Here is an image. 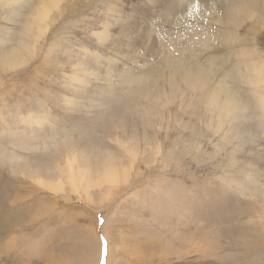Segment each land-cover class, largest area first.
I'll list each match as a JSON object with an SVG mask.
<instances>
[{"label": "rangeland", "instance_id": "rangeland-1", "mask_svg": "<svg viewBox=\"0 0 264 264\" xmlns=\"http://www.w3.org/2000/svg\"><path fill=\"white\" fill-rule=\"evenodd\" d=\"M38 1L17 4L12 20L4 19L0 2V39L8 38L0 40V59L30 42L22 28ZM216 2L64 0L24 66L6 69L0 61V217L12 221L0 226V264H68V258L83 264L85 256V264H264V132L253 105L241 121L243 141L231 138L218 149L215 114L195 103L186 84L166 106L165 77L137 91L116 84L124 67L146 69L158 60L157 33L166 42L187 41L202 17L214 18ZM106 22L109 36L100 41L95 33ZM208 24L218 29L215 18ZM237 32L264 57V18H245ZM211 44L204 54L226 48ZM80 64L97 72L85 86L71 80ZM107 67L113 94L106 92ZM27 114L45 119L30 126L22 120ZM116 139L136 151L133 161ZM72 156L93 179L106 164L123 171L132 162L133 169L110 190L90 188L86 198L60 180ZM245 161L257 169L258 188L242 189L234 180ZM12 236L14 247L6 251ZM21 241L27 248L20 255Z\"/></svg>", "mask_w": 264, "mask_h": 264}, {"label": "bare ground", "instance_id": "bare-ground-1", "mask_svg": "<svg viewBox=\"0 0 264 264\" xmlns=\"http://www.w3.org/2000/svg\"><path fill=\"white\" fill-rule=\"evenodd\" d=\"M25 1L26 0H0L4 5L2 9H6L5 12L2 13L5 15L4 19L12 20L15 6L17 4L21 5V3ZM62 1L64 0L38 1L34 11L30 14L27 21H25L22 28L23 35L32 42L31 53L29 52L30 42H23L20 48H13L12 51L7 50L10 52V57H2L0 59L5 66L4 68L11 69L24 66L28 61L25 57V53H27V55L33 54L38 50L39 42L47 31L50 14L53 9L58 10L59 4H61ZM211 9L216 13L214 18L219 22L218 29L216 27H209V21L214 18L202 17L203 26H199L197 31L191 35L187 41H183L182 43H179L177 40L175 43L171 41L166 42L161 34L157 33L155 44H159L161 48L160 55L158 53V60L153 59L146 69L140 68L138 70H133L124 67L121 74L117 75L118 79L116 84L121 86L122 89H126L125 86H128L137 91L140 89V86H143L142 84L145 83V81L151 80L156 82L159 78L162 79L165 77L171 92L170 95L165 97V102H163L165 106L176 97V92L181 90L180 84H186L197 97L195 103L206 106L208 111L215 114L212 129L215 132H221V142L217 145L219 149L222 148L225 143L231 142L234 138H240L239 141L241 140V137H239L241 136L240 134H243V131L247 129V126L244 127L241 121L247 116L246 110L250 105H253L252 107L259 116L258 123L261 125V128L255 127L264 132V57L256 49L248 47L237 32V28L245 18H250L252 23L257 19L264 18V0H217V2L211 6ZM191 15L195 18H200L199 12L196 10H191ZM108 27L109 22H106L103 24L102 29L95 33L100 41H104L108 38ZM202 32H204V34L200 35L199 33ZM6 35H9V31L6 32ZM6 39L8 38L0 40L3 43ZM21 41H24V39L22 38ZM211 43H219L222 44V46H226V48L204 54V51H207L213 46ZM199 54H201L204 59H201ZM90 55L95 59L100 57L97 52H91ZM110 68L111 67H107L105 72L106 92L108 94H113L116 93L117 88H115L116 84L112 80V69ZM165 70H168V74L166 73L164 75ZM157 72L159 74L156 75L155 73ZM81 73H88L89 75H81ZM153 73L155 76H152ZM91 75L96 78L97 72L95 70H89L85 65L80 64L79 72L75 74L71 80L85 86L89 83ZM128 87L127 90H129ZM179 95V100H183V92H180ZM44 119L45 117H43V115L35 116L33 114H27L22 120L24 123L33 126L37 124L42 125ZM208 122L209 121L206 123ZM115 142L122 145L121 147L132 161L136 158L137 154L136 151H133L134 149L127 147L120 139H116ZM106 150L104 152H106ZM110 152L111 151H109V153ZM152 153L155 156L159 155L160 146L156 145ZM233 154L234 153L231 155L230 162L232 165H238L239 162ZM252 162L245 161L242 162V166H237L240 171V176L235 177L234 180L241 185L242 189L243 187H245V189L259 187L257 184V177L259 176H257V169H254ZM132 167V162H129L128 165L122 168L123 171H120L116 169L117 167L114 168L112 164H106L105 170L99 172L93 179L89 173V168L80 166L76 157L72 156L66 158L65 165L59 169V172L63 176L60 180L64 178L70 186V189H74L73 191L77 189L81 191L86 198H89L88 191L90 188L92 190L107 187V190H110L114 188L115 185L117 186V184L121 182L120 180L124 182L127 179L131 169H133ZM121 177L125 179H120ZM39 182L45 184L50 189L53 187V185L45 183L42 179L39 180ZM57 186H59V182ZM53 191H55V189H53ZM8 219L11 221L10 218ZM11 224L12 221L7 223L4 217H0V226L8 227ZM13 239V236L10 237V239H6V242H10V244L6 243L4 246L6 251L8 250L7 246L14 247L15 240ZM20 245L21 247L17 251L18 254L21 255L27 246L23 241L20 242ZM0 251L2 252V250ZM94 252L98 254L96 249ZM35 255L37 256V254ZM251 258L258 260L256 254H252ZM68 259L70 260L73 258ZM69 260H67L68 264L76 263ZM41 261L42 264H45L43 259ZM82 262L83 264L86 263V256L83 257Z\"/></svg>", "mask_w": 264, "mask_h": 264}]
</instances>
